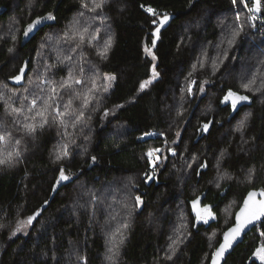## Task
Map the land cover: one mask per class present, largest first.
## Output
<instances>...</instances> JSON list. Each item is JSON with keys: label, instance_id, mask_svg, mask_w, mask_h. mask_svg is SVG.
I'll return each mask as SVG.
<instances>
[{"label": "trees", "instance_id": "16d2710c", "mask_svg": "<svg viewBox=\"0 0 264 264\" xmlns=\"http://www.w3.org/2000/svg\"><path fill=\"white\" fill-rule=\"evenodd\" d=\"M84 1L87 2L0 0V115L4 111L2 97L6 96V91L21 92L20 106L41 100L38 91V94L28 93L24 89L31 77L36 80L44 73L50 74L54 80V75L60 79L70 69L77 70V64L92 67V62L97 59L93 55L98 50L87 43H81L82 48L74 46L79 37L73 39L75 51L68 61L61 60V55H56L55 50L47 52L45 48L47 46L48 50L51 45L53 48L58 45L62 51H68L63 42L57 43L62 41L58 34L74 32L84 26L85 21L96 32L99 26L95 21L101 16L107 17L108 29L114 39L106 58L100 60L103 61L99 65L100 71L105 77H115L103 97L99 101L92 100L94 109L90 112V119L86 123L79 122L74 131H69L83 150L82 153L74 151L75 155L62 161L64 174L70 182L57 183L60 167L54 164L50 152L56 143V124L49 122L54 124L53 128L45 125L33 135L12 124L10 135L20 141L17 144L20 155L16 157L13 154L11 164L0 165V264H209L212 250L217 248L223 233L233 225L234 215L245 195L251 190L264 189V101L259 105L253 97L244 94L238 88L236 77L240 67L247 64L251 69L254 59L258 56L263 59L264 34L251 33L240 5L242 19L239 22L244 24L245 31L238 37L237 53L233 54L232 48L231 51L226 50L223 40L227 32L224 33L217 21H238V0L235 4L233 0H106L102 9L95 12L82 8ZM148 7L156 15L148 13ZM48 12H52L56 19L45 21L35 35L25 37L23 30L27 24ZM166 15L174 18L160 29ZM9 19L15 22L10 24L9 31L4 32L2 26ZM157 29L160 30L154 36ZM50 39H53L52 43ZM153 39L156 40L155 47L152 46ZM40 43L44 46L39 47ZM42 47L45 52H39ZM146 48L151 49V55L146 53ZM41 53L44 56L38 58ZM198 55H204L209 62L223 64L214 77L210 75V65L205 67L206 71L200 72L198 79L193 74L196 88L201 86L204 78L213 82L202 85L207 94L201 97L199 89L194 88L195 96H186L189 104L183 113L188 107H192L194 113L186 124L188 133L185 130L181 144L187 152L197 150L196 154L200 156L197 169L191 172L192 180L181 185L176 169L169 170L168 166H164L150 181V172L141 179L148 171L143 155L148 144L138 142L137 138L151 131L170 132L169 120L175 118V111L166 109V100L174 105L180 103L181 81L192 73L191 67ZM260 64V70L264 72V60ZM25 65L23 84L12 86V77ZM153 67L158 73L157 78L141 91L140 85L151 78ZM253 67L259 69L258 66ZM223 75H228V79L223 80ZM50 85L52 91L56 87L54 81H50ZM229 90L248 96L251 104L232 114L235 109L230 110L228 104L221 103ZM208 94L214 96L215 111L200 117L198 109L206 107L204 103L210 100ZM24 101L28 102L24 104ZM95 109L96 113H93ZM245 110H251L252 114L241 129V124L236 127L235 123ZM210 121L212 123L204 133L203 124ZM115 126H123V129L113 133ZM228 127H233L234 135H224ZM58 132L61 135L60 129ZM197 137L199 140L195 144ZM202 149H206V153ZM221 156L222 170L237 177L240 183L225 180L219 188L216 186L213 162ZM250 170L254 177L252 181L247 176ZM103 184H112L116 190L130 185L131 196L139 195L143 201L141 210L129 220H119L115 230L106 215L91 210L92 202L105 192ZM227 187L225 196H221ZM203 193L204 204L214 205L217 220L208 227L194 229L190 202ZM233 194L239 205L232 215V222L222 227L216 241L209 245L206 235L212 236L213 231L220 227L221 205ZM79 199L82 210L76 221L69 206ZM180 208L184 210L177 220L172 212ZM34 215L37 217L29 225L26 236L10 237L16 220ZM178 224L173 234L179 240L180 250L171 255L166 251V238L171 236L172 227ZM261 233H264V220L244 237L224 264H260L253 253L264 238ZM168 256L172 259H167Z\"/></svg>", "mask_w": 264, "mask_h": 264}, {"label": "rangeland", "instance_id": "374dc122", "mask_svg": "<svg viewBox=\"0 0 264 264\" xmlns=\"http://www.w3.org/2000/svg\"><path fill=\"white\" fill-rule=\"evenodd\" d=\"M239 3H240V0H238V4H237L238 9H239L237 10L238 21H236L235 23H231V21L220 22V19H218L217 21L218 22L217 25L221 29L223 28L224 33L227 32L226 33L227 35L224 36L225 38L223 40V43L226 45V50L230 49L231 51V48H232V50H234L233 54L237 53L235 49L238 46V37H241V34L243 33V31H245L244 24L239 22V20L242 19L241 17L242 12L240 8L241 3L240 4ZM84 4L87 5V7H84V6L82 7L85 9H92L94 6L93 0H87V2L84 1L83 5ZM231 14L232 12H230L229 15ZM220 18H222V16H220ZM14 22H15L14 19H9V22L5 23V25L2 26L3 28L2 31L4 32L9 31L10 24ZM95 22L99 26L96 32L93 31L92 27H90L88 22L85 21L84 26L80 27L79 29L76 28L74 32H70L68 34V37H70V39L65 37V33L64 35L58 34V39H61L62 41L57 42V43L62 44L63 42L66 49H68V51L66 50L62 51L60 46L58 45L54 46V48H53V45H51L48 50H47V46L45 48L47 52L49 51L52 52L53 50H55L56 55H58L59 57L61 55L60 57L61 60L68 61L66 57L71 56V53L75 51L74 46L82 48L80 37L74 34L78 32H82L83 29L87 28L88 31L87 33L84 34L85 39L87 38V42H85V39H84L83 43H87V45L89 47H92V49L98 50V53H95L93 55V58L97 57V59L92 62L91 64L92 67L85 66L80 62L83 66L80 64H77V70L70 69L69 72L60 79L56 78L54 75V80H52V76L50 74L44 75V73H41V75L38 76V73L35 72V76H38L36 80L35 78L31 77L30 82H28V84L24 87V89L28 93L29 91L32 93L35 92L36 94H38V92L41 93V98H40L41 100L36 101V105L34 107L32 106V102H30L28 106H20L22 105V103L20 100L21 92L19 93V90L18 91H15V90L6 91L5 93L6 96L2 97L3 103L5 106H4L3 114L0 115V135H3L7 138V143H4L3 145L0 144L2 145L0 146V157H6L9 152H12L13 154H15V152L18 151L17 144H16L17 140L14 139L12 135H10V133L13 132L12 124H16L23 131H26L25 125H29V124L39 125L42 122V117L37 115V113L44 111L43 106H44L45 101H47L49 105L48 111L44 112V117L47 118L48 120V124L46 126L47 128H53L52 125L54 124H50L49 122H54L57 126V130H56L57 134L55 135L56 143L50 151L51 158L53 159L54 164L57 166V168L59 167L60 169L64 168L65 166L63 165L62 161L65 157L72 156L74 151L75 152L78 151L77 153L83 152L82 147L79 148L77 142L74 141L75 136H70L69 131L70 129L74 131V128H76V125H78L79 122L82 121L86 123L88 119H90V114H91L90 112L94 109L92 108V100L96 99L97 101H99L100 98L103 97L106 91L105 89H107L108 87L110 88L112 84V80L111 82H109V80L106 79V77L101 73L99 65L102 64L103 62V61L100 62V60L104 59V57L101 56V53L104 51L105 44L108 41H110L111 46H112L114 38L110 30L108 29L110 25H109V21L106 16H101V19L100 20L96 19ZM233 33H237V34L233 37ZM93 35H95V39H92ZM77 37H79L78 38L79 41L77 43L74 42V46H73V39L75 38L77 39ZM229 40L232 41L231 44H229ZM52 41L53 39H50V43H52ZM95 41L96 43L94 44ZM41 46H44L43 43H40L39 47ZM110 48L108 49V51L110 50ZM45 49L44 47H42L39 49L40 50L39 52H45ZM262 52H264L263 49H262ZM42 56H44V53L39 54L38 58H41ZM77 56H78V53H77ZM236 59L238 60V58H235L234 60ZM261 60H264V56H263V59H260V56L254 59L251 69H248V66L246 64V59H245L246 66L240 67L239 70L236 72L238 88L244 94H247L250 97H253L259 105L263 104V101H264V72L260 70L262 69V64H260ZM97 61L99 62L97 63ZM241 61L243 62V60ZM236 62L240 64V61H236ZM222 64L223 63L218 62V61L209 62L208 60H206L204 55H198L195 61V64L192 65L191 67L192 73H189L188 75H186L184 77L185 79L181 81V86L179 88V96L180 98H182V100L180 101V103L179 104L177 103L174 105L171 103L169 99L166 100L167 102L166 109H169V111L173 109L175 111V118L173 120H169V125H170L169 130L171 128L170 132L166 134L160 131H151L148 133H144L142 136L137 138L138 142H146L148 144L146 146L147 150L143 154L145 160L148 163V171L145 172L143 177H140L141 179L145 178V176H147L149 172H150L149 176L151 173L153 176H155L157 173H159L164 168V166H168L169 170L172 168L174 170L176 169L179 175L178 176L179 178L177 177V180L178 181L180 180L181 185H183L185 182H187V184L190 183L189 181L192 180L191 172H193L194 169H197L196 167H197L198 160H200V156L196 154L198 152L197 150L195 152L188 150L187 152L185 147L182 148V144H181L183 142L182 137L187 127L186 124L190 121L192 114L194 113L192 107L191 108L188 107L185 113H183L184 107L189 104L188 100H186V96L188 95L189 98H193L195 96L194 88H196V82H195L196 80L193 79L194 78L193 74H195L196 78L198 79V75L200 74V72L206 71L207 66L210 65L211 67L210 75L214 77L216 75V71L219 70ZM38 65L41 66L40 63H38ZM253 66H258L259 69L254 68ZM70 72L72 73V76L75 79L81 80L82 83L75 84L72 81H70L69 80ZM156 78L157 76L155 77V79ZM155 79H153L151 75V78L149 79L151 80V83H149L144 89H141V91L148 88L155 81ZM222 79L227 80L228 75L227 76L223 75ZM50 81L52 82L54 81V84L56 86L54 88L55 89L54 92L51 91ZM65 81H69V83H72L71 89H66V88L61 87V85ZM93 81H94V84H93ZM212 83L213 82H211L209 79L205 80L204 78L202 79L201 86L206 85V84L209 85ZM245 84L249 85L247 89L243 87V85ZM201 86L197 87L196 90L199 89V95L203 97V95L207 93H204L205 91L202 92L200 90ZM189 88H191V92H189ZM41 89H43V91H41ZM89 89H92V91L89 92ZM49 92L51 93V97H54V99H52L49 96L50 94ZM77 95H79L81 98L77 99ZM208 95H209L210 100L204 103L206 104V107L204 108V106H202L198 109L197 115L200 117L211 115L215 111L214 103L212 100V97L214 96L210 94ZM84 96H87L89 99V103L87 107L83 105ZM30 99L31 98H29V100ZM27 102L28 101H24V104ZM69 102H71V107L67 109L68 114L64 116L57 115L56 114L57 111H60V112L65 111V106L68 105ZM12 109H20L21 111L16 112V111H12ZM81 112L83 113V116L81 117L79 121H76L75 119L76 115H78ZM94 112L96 113V109L93 111V113ZM241 114H242L241 118L235 123V125L236 127H238L241 124L240 127L241 129H243L244 125L251 117L252 112L251 110L250 111L245 110V111H242ZM61 120H64L65 123L61 124L60 123ZM170 121L172 122L171 124H170ZM115 127L116 128L112 129L113 133H116L123 129V126H115ZM39 128L40 127H37L36 130H39ZM230 128H231V131L229 132ZM58 129H60L61 135L59 134ZM14 130L16 131L17 127ZM224 131H225L224 135L228 134L232 136L235 134L233 127H228ZM177 133H180V135L178 136ZM83 135L86 136L85 134ZM184 142H186V140H184ZM156 143H159V145L156 146ZM150 149H159V151L155 152L152 157H149L147 153L149 152ZM64 151L68 153L67 156L62 155ZM202 151L206 153V149H202ZM205 153H202V156L205 155ZM57 155H61L62 158L60 160H56ZM211 158H213L212 154H211ZM222 158L223 156L215 158L216 166H215V162H213L214 168L216 167V169H214L215 171L214 181H216L215 182L216 186L219 188L221 186V183L225 180L227 181L230 180L236 183H240L237 177L229 175L222 170V167H221ZM249 175H250V172H248L247 176ZM149 176L148 178L150 180L151 178ZM251 177L252 178L250 181H252L254 178L252 173H251ZM102 186L105 192L101 195V197H97L96 200L92 202L93 205H91V210H94V213L102 212L104 215H106L107 220L110 221V226L112 228L114 227V230H115V226L119 220L120 221L124 219L129 220L133 217L135 212H138L141 210L143 206V201L140 199V202H137L136 197H139V195L131 196L130 194L131 190L129 188L130 185H128L126 188H120L119 190H116L115 186L112 184H106V185L103 184ZM78 196H81V195L78 194ZM79 203H80V199L75 201L74 204L71 203L69 206L71 212L75 213L74 217L77 218L76 221L79 220V217L77 216V214L80 213V210H82V206ZM238 205H239V200L236 196H234V194L230 196L229 198H227V200H225L222 203L221 209H220V213L222 215V219H221L222 222L220 221L221 225L218 229H215L213 231L214 233L212 234V236L206 235L209 245L216 241V239L218 238L217 235L222 227H225L231 224L232 217H233L232 215H234L235 209L238 207ZM183 210L184 208H180V210L172 212L174 215L176 214L177 220H178V216L182 215L181 211ZM27 218L18 219L14 222V225L11 229V234H10L11 238H14L18 235L26 236L28 234L30 224H20L19 223L20 221H26ZM179 224L174 225L172 227L171 236L166 238V251L170 253L171 255L177 253L180 250L179 240L177 236L173 234L174 231L178 229ZM18 227L20 228V231H16ZM116 228L118 229V227ZM13 232H16V234L12 235ZM262 238L259 242L258 248L264 247V238L263 239ZM173 240L177 242L173 244L172 243ZM214 251L215 249L212 250L211 255L214 253ZM254 259L258 261L260 264H262V262L256 256H254Z\"/></svg>", "mask_w": 264, "mask_h": 264}, {"label": "snow or ice", "instance_id": "6c2138e0", "mask_svg": "<svg viewBox=\"0 0 264 264\" xmlns=\"http://www.w3.org/2000/svg\"><path fill=\"white\" fill-rule=\"evenodd\" d=\"M106 2V0H93V8L91 9L92 11H95L96 9L102 8L103 4ZM237 2V0H233V3L235 4ZM241 3H243V0H240ZM84 7H87L86 4L82 5ZM251 11H259L260 10V0H255V3L253 5V8L250 9ZM146 11L152 15H155L154 10L151 7L146 8ZM56 19V17L54 16V14L52 12H48L45 16H40L37 17L36 19L32 20L30 23L27 24V26L24 28L23 30V35L25 37H28L31 33H33L35 30L38 29V27L40 25H42L45 21H54ZM169 19V17L166 15L163 17V20L161 21V23L166 22ZM153 23H155V21H153ZM87 28L83 29L82 32H78L75 33L74 35H78L80 37V41L81 43L84 42V34L87 33ZM159 32V29L156 30V32L153 33L154 36L157 35V33ZM237 33H233V37L236 35ZM65 37L70 39V37H68V33H65ZM92 39H95V37L93 36ZM232 41L229 40V44H231ZM156 45V40L153 39L152 41V46L155 47ZM79 46V45H78ZM111 47V42L108 41L105 44L104 47V51L101 53V56L106 58L107 56V51L108 49ZM9 51L11 52L12 49H9ZM147 54L151 55V49L146 48L145 49ZM66 59H71V57H66ZM153 60H155V56H153ZM20 74L15 75L12 77V79L16 82L21 81L22 79V75L25 72V68L21 67L19 70ZM158 75V73L155 71V67H153L152 70V78L155 79V77ZM106 79L108 80H114L115 77H106ZM69 80L72 81L75 84H81L82 81L79 79H75L72 76V73H69ZM149 83H151V80L148 81H144L141 83L140 88L144 89ZM251 83V82H250ZM94 84V81H93ZM62 88H66V89H71L72 88V83H69V81H65L62 85ZM243 87L245 89H247L249 87V85L245 84L243 85ZM107 90V89H105ZM202 92L204 91L203 86H201L200 89ZM41 91H43V89H41ZM52 91L54 92L55 89H52ZM92 89H89V92H91ZM189 92H191V88H189ZM52 99H54V97H51ZM81 97L79 95H77V99H80ZM231 101L232 107L233 109L236 108L237 104L241 101H248L249 97L245 96V95H238L237 93L229 90L227 95L224 97V100L221 101V103H225L227 101ZM89 103V99L87 96L83 97V105L85 107H87ZM36 105V101L33 100L32 101V106L34 107ZM44 111L43 112H39L37 113V115L42 117V122L39 125H34V124H29V125H25V130L27 132L28 135H33L36 131L37 127L43 128L45 125L48 124V120L47 118L44 117V112L48 111L49 105L47 103V101H45L44 103ZM71 107V102H69L68 105L65 106V111L64 112H60L57 111L56 114L59 116H64L66 114H68L67 109ZM31 110V109H30ZM12 111H16V112H20V109H12ZM83 116V113H79L78 115H76L75 119L76 121H79L81 119V117ZM61 124H64L65 121L61 120L60 121ZM210 123V122H209ZM209 123H205L203 124L202 128L204 131H207L209 129ZM177 135L179 136L180 133H177ZM7 143V138L3 135H0V144H4ZM20 141L17 140L16 144H19ZM159 151V149H150L149 152L147 153V155L149 157H152L153 154L155 152ZM20 153L17 151L15 152V156L19 157ZM63 156H67L68 153L66 151H64L62 153ZM62 158L61 155H57L56 156V160H60ZM93 160H95L96 158L93 157ZM13 160V153L9 152L7 154L6 157L0 159V165L3 164H11ZM201 167H206V165H201ZM251 170H250V175H249V179L251 180ZM69 177L66 176L64 174V169L61 168L60 169V176L59 179L57 181V183H59L60 181H65L68 180ZM54 190H55V185L53 186ZM260 197H264V189H261L259 192L256 191H250L247 194V197L244 199V203L243 206L241 207L240 211L236 214V223L234 224L233 227L229 228L227 232L224 233V240L223 242L220 244L219 248L216 249V251L213 253V258H212V264H219L220 258H222L225 254L226 251H228V249H230L233 246V242L237 240L238 237H240L241 233L249 226L254 224L256 221L260 220L262 217H264V199H257V196ZM137 202H140V197H136ZM45 203H47V201H45ZM193 206L197 207L198 204V200H194L193 202ZM196 217L197 220H202L204 223L208 222V219H215L214 214L212 213V210L210 208V206L205 205L203 212H201L200 210H197L196 212ZM35 218V216H29L27 218L26 221H20V224H31L33 219ZM0 227H2V225H0ZM16 231H20V228L18 227L16 229ZM16 232H13L12 235H15ZM261 235H264V233H261ZM211 239V238H210ZM122 242V241H121ZM177 241L173 240V244H175ZM171 247V245H170ZM111 251V249L109 250ZM254 256H256L261 262L262 264H264V247H260L258 248L254 253ZM167 259L171 260L172 257L168 256Z\"/></svg>", "mask_w": 264, "mask_h": 264}, {"label": "water", "instance_id": "95a60500", "mask_svg": "<svg viewBox=\"0 0 264 264\" xmlns=\"http://www.w3.org/2000/svg\"><path fill=\"white\" fill-rule=\"evenodd\" d=\"M254 3H255V0H254ZM254 13L256 14V15H259V16H261L262 18H264V0H260V10L259 11H254ZM169 17V19L166 21V22H164V23H161V25H160V29H162L163 27H165V25L166 24H168V22L169 21H171L174 17L173 16H168ZM39 28V27H38ZM159 29V30H160ZM37 31H38V29L37 30H35L33 33H31L30 35H35L36 33H37ZM24 68H25V72H24V74L22 75V79H21V81H19V82H16V81H14L13 79L10 81V84L12 85V86H21L22 84H23V82H24V77H25V74H26V70H27V68H26V65L24 66ZM20 74V73H19ZM229 102L231 103V101L229 100ZM240 103V102H239ZM239 103L237 104V106H236V109L234 110V113L240 108L239 107ZM251 104V99H249L248 100V102H246L245 103V105H250ZM234 113H232V114H234ZM211 123H212V121H210V123H209V125H211ZM206 131H204V133H205ZM198 137L195 139V141H194V143L196 144L197 142H198ZM150 178H152L153 177V175H152V173L150 174V176H149ZM62 182H70V179H68V180H65V181H62ZM63 183H60L59 185H62ZM227 189H228V187L226 188V189H224V191L222 192V195L221 196H225V194H226V191H227ZM56 190V189H55ZM251 191H256V192H259L260 190H251ZM250 192V191H249ZM248 192V193H249ZM247 193V194H248ZM247 194L245 195V197H244V199L247 197ZM205 198V193H203L201 196H199V197H197L195 200H198V204H197V207H194L193 206V201L192 202H190V211H191V215L195 218V223H194V229H196L198 226H199V220H197V217H196V212H197V210H200L201 212H203V208L201 207V202H202V200ZM257 199H264V197H260L259 195L256 197ZM244 199H243V201H242V203H241V205H240V207H239V209L236 211V213H235V215H234V221H233V225H231L229 228H231V227H233L234 226V224L236 223V214L240 211V209H241V207L243 206V203H244ZM214 207V206H213ZM212 207V208H213ZM35 216V218L37 217L36 215H34ZM34 220V219H33ZM217 219H216V217H215V219H213V221L215 222ZM264 220V217H262L260 220H258V221H256L254 224H252V225H249L242 233H241V235H240V237H238L237 238V240L236 241H234L233 242V246L230 248V249H228V251H226L225 252V254H224V256L222 257V258H220V261H219V264H224L225 263V261H226V259H227V257L232 253V251L234 250V248H236L239 244H241L242 242H243V240H244V237L249 233V232H251L252 231V229H254L258 224H260L262 221ZM33 222V221H32ZM228 228V229H229ZM228 229L225 231V232H227L228 231ZM224 232V233H225ZM224 233H223V235H222V237H221V241H220V243H219V245L217 246V248H219V246H220V244L223 242V240H224ZM216 248V249H217ZM216 249H215V251H216ZM214 251V252H215ZM212 258H213V254H212V256H211V259H210V262H209V264H212Z\"/></svg>", "mask_w": 264, "mask_h": 264}, {"label": "built area", "instance_id": "2783aa9c", "mask_svg": "<svg viewBox=\"0 0 264 264\" xmlns=\"http://www.w3.org/2000/svg\"><path fill=\"white\" fill-rule=\"evenodd\" d=\"M241 3V2H240ZM254 0H243L241 7L249 21L250 31L253 34H264V18L259 15H256L254 11L250 9L253 8Z\"/></svg>", "mask_w": 264, "mask_h": 264}, {"label": "flooded vegetation", "instance_id": "af4514ba", "mask_svg": "<svg viewBox=\"0 0 264 264\" xmlns=\"http://www.w3.org/2000/svg\"><path fill=\"white\" fill-rule=\"evenodd\" d=\"M20 73V72H19ZM18 73V74H19ZM17 74V75H18ZM246 102H248V101H241L240 103H239V107H242V106H244L245 105V103ZM226 104H228L229 105V108H230V110H232L233 109V107H232V104L229 102V101H227V102H225ZM236 109V108H235ZM233 113H234V111H233ZM151 180V179H150ZM149 180V181H150ZM205 205H208V206H210V208H211V210H212V213L214 214V216H215V213H214V211H213V209H214V205H210V204H204V201L202 200V202H201V207L204 209V206ZM213 207V208H212ZM195 219V218H194ZM213 222V219H211V218H209L208 219V222L207 223H204L202 220H199V226H206V227H208V226H210L211 225V223ZM194 223H195V220H194ZM198 226V227H199ZM197 227V228H198Z\"/></svg>", "mask_w": 264, "mask_h": 264}, {"label": "bare ground", "instance_id": "6f19581e", "mask_svg": "<svg viewBox=\"0 0 264 264\" xmlns=\"http://www.w3.org/2000/svg\"><path fill=\"white\" fill-rule=\"evenodd\" d=\"M156 166V165H155Z\"/></svg>", "mask_w": 264, "mask_h": 264}]
</instances>
